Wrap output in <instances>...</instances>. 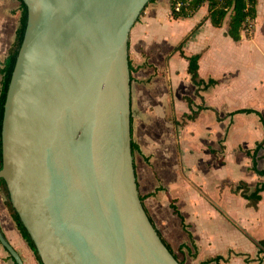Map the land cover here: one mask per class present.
<instances>
[{
  "label": "water",
  "instance_id": "1",
  "mask_svg": "<svg viewBox=\"0 0 264 264\" xmlns=\"http://www.w3.org/2000/svg\"><path fill=\"white\" fill-rule=\"evenodd\" d=\"M0 181L41 264H179L140 200L128 39L151 0H16ZM0 246L18 253L0 231Z\"/></svg>",
  "mask_w": 264,
  "mask_h": 264
},
{
  "label": "crops",
  "instance_id": "2",
  "mask_svg": "<svg viewBox=\"0 0 264 264\" xmlns=\"http://www.w3.org/2000/svg\"><path fill=\"white\" fill-rule=\"evenodd\" d=\"M171 0H151L128 39L131 69V135L138 148L134 169L144 210L180 264H264V192L256 208L231 193L264 185V146L254 161L245 155L263 141L264 0L241 41L212 27L207 6L191 19L174 20ZM16 0H0V67L15 40ZM186 57L202 54L199 79L216 86L200 96L210 111L195 121L184 98L202 102L187 75ZM221 121H217L216 114ZM255 163V164H254ZM255 165V171L252 166ZM0 195V231L23 264H38L16 230ZM216 258L228 261L213 262ZM0 264H15L0 246Z\"/></svg>",
  "mask_w": 264,
  "mask_h": 264
},
{
  "label": "trees",
  "instance_id": "3",
  "mask_svg": "<svg viewBox=\"0 0 264 264\" xmlns=\"http://www.w3.org/2000/svg\"><path fill=\"white\" fill-rule=\"evenodd\" d=\"M20 4V18L18 23V28L15 35V40L10 46L7 57L0 67V170L2 167V157H1V128H2V119H3V109L6 100L7 90L10 84L11 76L15 67L16 59L20 50V47L23 42V37L27 24V10L25 5L18 1ZM170 14L174 20H185L193 18L198 11L207 6L208 9V17L210 24L212 27L216 29H221L225 22L227 21V32L226 36L229 37L233 42L238 43L241 41V35L244 31L251 28L252 24L256 19V6L257 0H171L170 1ZM143 12L141 13V15ZM140 15V16H141ZM178 51L182 58H184L188 63L187 75L190 77V81L193 86L196 88L195 96L199 98L202 102L200 106H196L195 103L190 98H184V101L189 107L191 112L190 115L185 116L184 119L187 121H195L201 112L210 111L211 109L204 107L203 98L200 96L202 92H206L210 88L216 86L217 82L214 80H209L207 83L201 81L198 76V63L202 54L186 57L181 52L179 48ZM130 69V67H129ZM131 72V69H130ZM217 121H221L219 119L217 113ZM256 115L263 126L264 131V119L260 113L253 110H240L236 111L230 115H226L227 117H233L235 115ZM264 146V139L262 142L256 145L254 151L245 152V155L251 157L254 161L255 155L259 149H262ZM138 153V148L135 143L132 142V155L134 156ZM255 164V163H254ZM252 166V171H255V165ZM259 176H264V170L261 172H257ZM231 193L234 195H240L244 198L248 203L247 206L249 208H256L257 204L260 201L259 194L264 192V185L261 187H257L253 191L243 183H240L236 188L230 189ZM0 195L4 200V207L8 211L12 222L14 223L16 230L20 234L23 241L27 244L31 252L33 253L38 264H41L40 259L37 255L35 247L24 229L20 219L18 218L16 212L11 206L8 191L6 185L3 181H0ZM141 202H143V198L140 197ZM162 241V240H161ZM168 251L171 253L170 249L167 245L162 241ZM172 254V253H171ZM11 258V257H10ZM175 258V257H174ZM220 261L227 262V260L222 258H216L213 260L215 263H219ZM180 264V263H179Z\"/></svg>",
  "mask_w": 264,
  "mask_h": 264
}]
</instances>
